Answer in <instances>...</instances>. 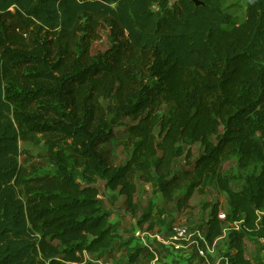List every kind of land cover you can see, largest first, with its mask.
<instances>
[{"label": "trees", "instance_id": "obj_1", "mask_svg": "<svg viewBox=\"0 0 264 264\" xmlns=\"http://www.w3.org/2000/svg\"><path fill=\"white\" fill-rule=\"evenodd\" d=\"M199 1L0 0V264H92L115 253L123 238L98 180L152 230L154 217L134 202L136 177L167 201L213 184L226 207L220 217L212 206L205 240L224 238L230 264H264L245 244L264 241V0H246L242 23L219 0ZM103 24L112 47L92 56ZM145 75L153 88L141 86ZM164 102L173 113L157 116ZM107 112L132 124L116 135ZM41 140L53 169L26 174L18 143ZM118 142L130 159L115 167L104 147ZM193 144L202 154L191 161ZM227 157L252 168L237 191L220 172ZM180 158L191 168L173 171Z\"/></svg>", "mask_w": 264, "mask_h": 264}, {"label": "rangeland", "instance_id": "obj_2", "mask_svg": "<svg viewBox=\"0 0 264 264\" xmlns=\"http://www.w3.org/2000/svg\"><path fill=\"white\" fill-rule=\"evenodd\" d=\"M176 0H169L172 4ZM221 6L227 13H229L236 23H242L246 19V0H219ZM98 38L90 45V54L92 56H99L111 49L113 44V38L110 29L107 24H103L98 29ZM79 37L75 41L74 48L77 49L79 44ZM155 79L151 76L145 75L142 79V85L144 87L153 88ZM103 105L107 107L110 104L109 100H103ZM174 106L172 103L164 102L159 106L154 107V112L157 116H169L173 113ZM107 127L112 128L116 135L126 130V127L132 122L128 118H123L117 123L115 113L107 112ZM221 132V130H220ZM39 138V137H38ZM19 156L18 163L26 174L31 173L34 170L52 171V166L48 161L47 146L45 140H41L39 143L33 141L19 142ZM188 147V146H187ZM192 158L191 161L196 160L202 154V148L199 144L190 145ZM104 151L109 159V162L115 167L125 165L130 159V154L120 145V143H109L104 147ZM191 167L187 165L184 158L176 160L173 166V171L182 170L185 171ZM220 172L225 176L230 183V187L237 191L242 185V178L247 174L252 173V168L248 170H240L237 165L235 157L223 158L221 161ZM137 186V192L134 196V202L138 205L140 213L146 212L154 217L152 222L154 227L152 230H148V224L138 225L139 215L133 217L126 211L123 198L116 192H112L105 188L104 183L101 181L96 182V187L99 190V198L102 200L104 209L110 213V222H116L118 224V231L122 234V241L117 247L115 253L111 256L104 257L99 261L90 260L92 264H149L152 259L151 253L148 249L143 250L140 255L136 257V260L130 261V257L136 249L143 247L134 236L136 232H149V234H159L160 237L166 239L168 228L170 225L185 222L191 227L196 228L199 232H204L205 222L210 214L211 208L214 204H219L220 217H223L226 207L225 196L220 192L213 184L209 186H203L198 191H195L192 196L183 201L182 197L184 192H175L171 201L164 199L162 193L157 188L150 184H146L140 181L136 177L134 180ZM180 200V201H179ZM179 201V202H178ZM158 214H163L160 221L161 226L155 223L158 218ZM138 240V239H137ZM130 244L123 245L124 242ZM134 241V242H133ZM146 243L149 244L152 249L156 251L159 257V264H171L167 260V255L163 248L159 247V243L153 239H146ZM133 243V245H131ZM246 256L253 258L255 255H259L264 260V241L254 240L246 241ZM225 239H220L215 242L213 257H209L205 250L204 256H199L197 253L191 257V261L194 264H225L224 260H219V257L226 249ZM190 251V250H189ZM191 252L192 248H191ZM226 255V254H225ZM223 255L224 258L226 256ZM197 256V257H196ZM86 259V258H85ZM228 259V258H227ZM88 260V259H87ZM89 261V260H88ZM173 264H181L173 260ZM185 262V261H184Z\"/></svg>", "mask_w": 264, "mask_h": 264}, {"label": "built area", "instance_id": "obj_3", "mask_svg": "<svg viewBox=\"0 0 264 264\" xmlns=\"http://www.w3.org/2000/svg\"><path fill=\"white\" fill-rule=\"evenodd\" d=\"M134 236L141 242L142 246L147 248L152 254V259L149 264H159V257L156 251L152 249L145 241L146 239H153L159 244H177L179 247L186 246L188 248H194L199 256H204L205 250H210L208 242L204 238V232H199L196 228L191 227L185 222H178L172 224L168 228L166 240H162L158 237V234H149V232H136ZM205 246V247H204ZM225 264H230V260L225 258Z\"/></svg>", "mask_w": 264, "mask_h": 264}, {"label": "crops", "instance_id": "obj_4", "mask_svg": "<svg viewBox=\"0 0 264 264\" xmlns=\"http://www.w3.org/2000/svg\"><path fill=\"white\" fill-rule=\"evenodd\" d=\"M158 237L164 241V238L160 237L159 234H158ZM166 238H167V236H166ZM135 241L139 242V240H137V239ZM139 243H140V245H142L141 242H139ZM131 245H133V243H131ZM208 246L210 248V250L208 251V253H210V254H208V255H209V257H213V254L215 252V250H214L215 243L213 245H211V246L208 244ZM159 247L163 248L164 251H165V255H167V260L165 261V263H168L170 261L171 264H173L172 261L175 260L178 263L183 262L181 264H194L191 261V257L194 256V254H196V251H195L194 248H192L193 252H191V249L186 247V246L179 247L177 244H169V243L168 244H159ZM225 249L226 250L222 254H220L221 256L219 257V260H224L225 259L223 257V255H225L227 253V248L225 247ZM217 264H218V262H217Z\"/></svg>", "mask_w": 264, "mask_h": 264}, {"label": "water", "instance_id": "obj_5", "mask_svg": "<svg viewBox=\"0 0 264 264\" xmlns=\"http://www.w3.org/2000/svg\"><path fill=\"white\" fill-rule=\"evenodd\" d=\"M195 6H201L202 3L199 0H190Z\"/></svg>", "mask_w": 264, "mask_h": 264}]
</instances>
